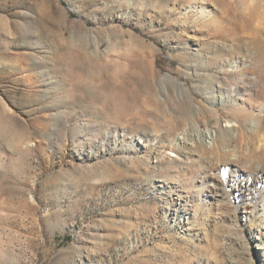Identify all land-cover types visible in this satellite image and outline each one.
Masks as SVG:
<instances>
[{"label": "rangeland", "instance_id": "rangeland-1", "mask_svg": "<svg viewBox=\"0 0 264 264\" xmlns=\"http://www.w3.org/2000/svg\"><path fill=\"white\" fill-rule=\"evenodd\" d=\"M0 264H264V0H0Z\"/></svg>", "mask_w": 264, "mask_h": 264}, {"label": "bare ground", "instance_id": "bare-ground-1", "mask_svg": "<svg viewBox=\"0 0 264 264\" xmlns=\"http://www.w3.org/2000/svg\"><path fill=\"white\" fill-rule=\"evenodd\" d=\"M238 164V163H237ZM237 170L238 169H236L235 170V172H237ZM244 177V176H243ZM243 179V178H242ZM247 179V178H246ZM255 181H257V182H259V180H255ZM257 184L255 183V184H253L252 183V180H248L247 179V181L241 186H238V190H240V195L241 194H243L244 195V190H246V192H247V195L248 196H251V194H254V192H255V189L254 188H252V187H254V186H256ZM245 188V189H244ZM242 196V195H241ZM253 207H252V204L249 202V203H247L245 206H244V211L245 212H248V213H251V212H253Z\"/></svg>", "mask_w": 264, "mask_h": 264}]
</instances>
